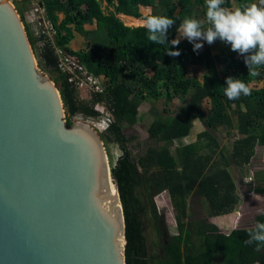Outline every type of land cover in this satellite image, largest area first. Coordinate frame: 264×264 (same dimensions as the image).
Here are the masks:
<instances>
[{
	"label": "trees",
	"instance_id": "16d2710c",
	"mask_svg": "<svg viewBox=\"0 0 264 264\" xmlns=\"http://www.w3.org/2000/svg\"><path fill=\"white\" fill-rule=\"evenodd\" d=\"M255 2L225 0L224 6L233 9L235 4L244 7ZM40 4L54 32L53 42L46 43L47 66L60 73L55 53L58 49L93 76L109 79L104 94L82 101L65 76L51 78L61 93L69 126L76 114L97 116L95 105L99 102L106 103L112 113L114 122L101 137L105 146L116 143L122 150L111 171L128 228V264H264V247L256 251V245L244 244L255 224L264 222V214L253 224L238 225L231 231L220 224L219 218L238 202L236 184L230 172L212 168V157L204 154L211 145L203 140L211 139L219 147L210 130L238 129L243 138L235 143L236 157H243L248 163L257 147L264 154V67L258 76H251L243 57L227 44L219 50L204 42V50L197 53L191 43L182 39L170 49L181 54L171 57L166 53L168 44L155 45L147 40V30L140 25L142 8L176 21L167 34L171 41L177 39L176 29L185 18H197L200 12L204 16V0H40ZM121 15L131 17H125L129 26L140 27H127L118 18ZM26 30L35 50L37 40ZM77 35L84 39L87 50L75 52L70 48ZM219 64L224 67L222 70ZM227 77L242 79L251 95L228 100L222 88ZM257 82L263 86L257 87ZM190 96L182 117L155 119L151 123L147 138L165 145L161 150H150L137 161L128 147L134 138H128L121 125L134 126L138 115L149 113L159 99L172 103L177 97ZM234 118L239 122L238 128ZM197 124L206 128L198 136ZM191 138L195 141H189ZM164 191L175 210L176 235L166 233L164 217L154 201ZM255 192L264 197V190ZM192 194L207 202V218L188 221ZM149 212L160 237V249L152 255L146 248L143 227Z\"/></svg>",
	"mask_w": 264,
	"mask_h": 264
},
{
	"label": "water",
	"instance_id": "95a60500",
	"mask_svg": "<svg viewBox=\"0 0 264 264\" xmlns=\"http://www.w3.org/2000/svg\"><path fill=\"white\" fill-rule=\"evenodd\" d=\"M127 233L101 133L68 125L16 7L0 0V264H128Z\"/></svg>",
	"mask_w": 264,
	"mask_h": 264
},
{
	"label": "rangeland",
	"instance_id": "374dc122",
	"mask_svg": "<svg viewBox=\"0 0 264 264\" xmlns=\"http://www.w3.org/2000/svg\"><path fill=\"white\" fill-rule=\"evenodd\" d=\"M12 4L18 8L22 17L24 18V26L37 40V46L35 47L34 53L38 63L39 69L45 73L49 78L55 79L61 76H65L61 71L58 73L51 67L47 66L48 63L44 59L46 43L53 42L54 33L51 26L39 23L40 14V0H10ZM259 6V0L255 2ZM238 4H235L233 9L238 8ZM18 11V10H17ZM142 17L147 14H151L149 9L142 10ZM21 17V16H20ZM63 18V17H62ZM197 19H203L201 12L198 14ZM125 24V23H124ZM130 25V24H129ZM130 28H139L137 26H129ZM44 37V38H43ZM178 38V36H177ZM182 40V39H181ZM204 50V41L198 40ZM215 48L222 50L226 44L220 42L219 44L212 43ZM70 48L75 52L85 51L88 45L84 39L80 36H76L75 40L70 45ZM220 52H215L214 55H218ZM219 70L224 67L219 64ZM59 74V75H58ZM65 78V77H63ZM104 81V78L101 79ZM62 83V80H60ZM257 87H261L263 83H255ZM83 97H87V92H81ZM190 97L186 98H175L172 103H167L165 99H159L152 105V110L143 114L138 115V123L134 126L122 124L123 133L128 138H134L128 145L132 155L137 161L144 156L150 150H161L165 144L159 143L156 140H150L147 138V131L151 123L155 119H167L169 117H182L186 111L187 106L190 103ZM81 99V98H80ZM165 110H167L165 112ZM236 128H238V120L234 118ZM212 137L217 140L219 147L212 143L210 139H203L205 142L210 143L211 147L204 151V154L212 157L211 164L213 169H225L232 175L233 181L236 184V195L238 202L232 206L229 213L224 214L219 218L221 225L227 230L233 229L238 225H250L255 222V219L264 214V197L257 196L255 189L264 188V183L260 182L259 174H264V158L257 154L251 157V163H245L243 157L235 156V143L243 136L239 134L238 129L235 130H224L222 127L217 130H210ZM258 132V131H257ZM105 132H102L103 134ZM106 151L109 157L110 166H114L118 159L122 156V150L116 143H107ZM174 153V148H171ZM252 170V171H251ZM248 177H253V182L246 183ZM154 201L158 208V212L164 217L165 231L169 235H176L178 233V225L175 217V210L171 203L170 196L167 191L154 197ZM188 221H194L197 219H205L209 214V207L207 202L195 194H192L188 200ZM144 237L146 238V248L150 252V255L155 254L160 249V237L157 234L155 224L152 222V217L149 212L144 218Z\"/></svg>",
	"mask_w": 264,
	"mask_h": 264
},
{
	"label": "clouds",
	"instance_id": "9594fccd",
	"mask_svg": "<svg viewBox=\"0 0 264 264\" xmlns=\"http://www.w3.org/2000/svg\"><path fill=\"white\" fill-rule=\"evenodd\" d=\"M225 0H204L203 19L188 17L179 23L176 32L178 38L168 41L167 34L176 21L168 16L147 14L141 20V26L147 30V40L155 45L168 44V56L177 57L179 51H171L186 39L197 52L203 47L197 40L209 45L220 40L229 45L231 50L243 57L248 74L258 76L264 67V0L231 9L224 6ZM223 94L234 101L241 95H251V89L240 78L227 77ZM247 246L256 245V251L264 247V222H257L248 232L244 241Z\"/></svg>",
	"mask_w": 264,
	"mask_h": 264
},
{
	"label": "built area",
	"instance_id": "2783aa9c",
	"mask_svg": "<svg viewBox=\"0 0 264 264\" xmlns=\"http://www.w3.org/2000/svg\"><path fill=\"white\" fill-rule=\"evenodd\" d=\"M40 14L39 23L50 26V22L46 18L44 10L38 11ZM52 29V26H51ZM53 31V29H52ZM54 33V32H53ZM56 56L59 59V70L65 75L71 87L79 94L82 101H90L93 99L94 94H104L109 86V79L103 76L95 77L90 74L84 67L75 62L70 56L66 55L61 50H55ZM104 78V81L101 79ZM87 92V97H83L81 92ZM95 111L98 112L97 116L85 117L82 114H76L71 118L72 122H85L93 126L99 133L107 132L114 122L111 111L108 109L107 104L99 102L95 105ZM253 177L246 179V183L253 182Z\"/></svg>",
	"mask_w": 264,
	"mask_h": 264
},
{
	"label": "crops",
	"instance_id": "0c3cea01",
	"mask_svg": "<svg viewBox=\"0 0 264 264\" xmlns=\"http://www.w3.org/2000/svg\"><path fill=\"white\" fill-rule=\"evenodd\" d=\"M40 9L41 10H44L43 9V6H41L40 5ZM146 8H142L141 9V14H143L142 13V10H145ZM147 9H150V8H147ZM45 11V10H44ZM150 11H151V9H150ZM63 16H60V19L61 20H63V18H62ZM125 17L126 16H119L118 18L123 22V23H125V25L128 27V23H127V21L125 20ZM126 18H131V17H126ZM143 18V17H142ZM132 19H134V18H132ZM139 21V20H138ZM141 25V24H140ZM140 25H139V27H140ZM78 36V35H77ZM263 86V85H262ZM261 86V87H262ZM195 124H196V122H195ZM206 130V128L203 126V124H197V136L200 134V133H202V132H204ZM189 141H195L193 138H191V139H189ZM262 149H260V148H255V152H254V157H257V154H259L261 157H263L264 158V154H263V152L261 151ZM251 161L252 160H250L248 163L250 164L251 163ZM263 169H264V166H263ZM252 171V170H251ZM249 178V177H248ZM259 179H260V182L261 183H264V174L262 173V174H259ZM256 189H258V190H264V188H256ZM256 195L257 196H260V195H258L257 193H256ZM256 220V219H255ZM221 224V223H220ZM232 230V229H231ZM231 230H229V231H231Z\"/></svg>",
	"mask_w": 264,
	"mask_h": 264
},
{
	"label": "bare ground",
	"instance_id": "6f19581e",
	"mask_svg": "<svg viewBox=\"0 0 264 264\" xmlns=\"http://www.w3.org/2000/svg\"><path fill=\"white\" fill-rule=\"evenodd\" d=\"M116 191H117V189H116ZM117 195H118V193H117Z\"/></svg>",
	"mask_w": 264,
	"mask_h": 264
}]
</instances>
